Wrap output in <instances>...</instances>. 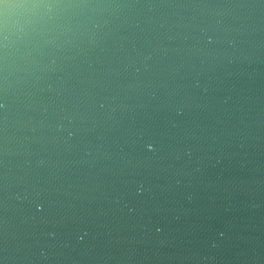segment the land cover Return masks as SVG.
Listing matches in <instances>:
<instances>
[{"label": "water", "instance_id": "water-1", "mask_svg": "<svg viewBox=\"0 0 264 264\" xmlns=\"http://www.w3.org/2000/svg\"><path fill=\"white\" fill-rule=\"evenodd\" d=\"M0 264H264V0H0Z\"/></svg>", "mask_w": 264, "mask_h": 264}]
</instances>
